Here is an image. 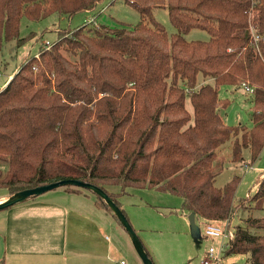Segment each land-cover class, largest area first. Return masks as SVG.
I'll use <instances>...</instances> for the list:
<instances>
[{"label": "trees", "instance_id": "trees-1", "mask_svg": "<svg viewBox=\"0 0 264 264\" xmlns=\"http://www.w3.org/2000/svg\"><path fill=\"white\" fill-rule=\"evenodd\" d=\"M101 1L0 0V49L34 36L20 37L23 17H72ZM131 4L141 16L136 24L69 26L9 74L0 87V188L10 195L76 178L102 187L121 207L129 188L170 192L203 223L229 220L234 237L224 256L264 264V215L254 213L264 208V171L251 213L235 226L236 208L249 209L237 194L242 175L216 184L230 163L251 166L264 147V0ZM157 5L167 7L175 33L154 17ZM193 28L210 39L188 40ZM221 86L250 94L251 126L225 121L221 110L231 100L220 96ZM96 203L120 222L98 194Z\"/></svg>", "mask_w": 264, "mask_h": 264}, {"label": "rangeland", "instance_id": "rangeland-1", "mask_svg": "<svg viewBox=\"0 0 264 264\" xmlns=\"http://www.w3.org/2000/svg\"><path fill=\"white\" fill-rule=\"evenodd\" d=\"M132 1L134 0H102L92 10L78 12L72 17H60L57 14H51L39 20L23 17L20 25V37H27L31 33H33L34 36L21 46L16 47V41H9L0 49V87L5 83L7 78H9V74H11L16 67H20L29 54H36L40 46L47 42H54L58 38L59 30L63 31L69 26L77 27L85 23L89 25L104 23L114 26L120 25L123 22L136 24L141 19V16L137 8L131 4ZM153 13L154 17L166 28L169 34L177 31V28L170 20L167 7L159 5L154 6ZM184 35L188 40L210 39L209 33L200 28H193ZM220 96L229 97L231 100L230 105L226 109L221 110L228 124L234 125L241 122L247 126H251V103L249 101V93L244 92L243 88L237 89L230 86H221ZM186 104L193 113V106L190 99H187ZM249 157L250 155L247 154L248 159ZM237 165L238 166L230 163L218 176L216 181L217 185H223L234 173H240L242 175L237 194L246 198L247 202L245 203L249 202V209L242 210L241 208H236L235 215H233L231 219L232 226L244 223L245 217L251 213L250 208H252V204L249 200L252 194L257 190L258 177L264 171V147L259 157L251 166H247L244 163H237ZM66 186L63 185L43 192L38 195L39 197L37 196V198L55 195L58 196L60 200L63 199L64 201L75 203L76 205L88 209L89 206L87 201L81 203L78 197H73L68 191L62 193ZM82 190L89 193L91 192L96 196V193L88 188H83ZM5 195H7V192L0 188V197H4ZM237 200L238 198L236 199V204L238 203ZM120 201H122V208L145 246L147 248L152 247L159 257L164 256L165 258H171L170 262L173 264L183 263V257L180 255L183 254L188 247L191 248L195 257L197 254L202 255L204 253L203 251L207 250L210 244L213 243L218 246L221 242V238L218 236L212 238L204 234L205 224L201 219H196V223L202 229L203 233L199 236L194 235L189 214L180 209L182 198L178 195L160 191L156 188H129L127 193L121 195ZM2 212L3 211H0V219L4 214ZM254 213L257 216H262L264 215V208L256 209ZM140 219L145 222H140ZM227 221L228 220L221 221L220 224L224 226ZM141 223L146 224L145 230L139 229V224ZM229 223L228 221V227H230ZM110 230H106V234L111 235L112 230ZM91 235L92 229H90V236ZM166 245L171 247L173 254H170L168 249L165 248ZM116 252L117 259L124 258L129 264H144L133 247V244L128 247L124 243L117 241ZM158 256L157 258L152 256L155 264H163L164 262H162ZM17 258L18 257L7 254L5 264H83V262L75 263V260L69 253H66L65 258L63 257L64 262H62V258H39V256L36 257L33 255L26 256V259L19 256V261ZM248 258L249 255L247 254H231L224 257L223 263L251 264ZM198 263L201 264L199 260Z\"/></svg>", "mask_w": 264, "mask_h": 264}, {"label": "crops", "instance_id": "crops-1", "mask_svg": "<svg viewBox=\"0 0 264 264\" xmlns=\"http://www.w3.org/2000/svg\"><path fill=\"white\" fill-rule=\"evenodd\" d=\"M65 191L78 197L81 203L87 201L89 208L60 200L55 195L39 199L36 195L0 209L4 213L0 219V264H5L7 254L18 257V261L19 256L26 259V256L33 255L39 258H62L64 262L66 253L72 255L75 263L120 264L122 260L126 261L124 258L117 259V241L128 247L132 242L118 219L96 203L95 194L85 190L69 191L66 188L62 193ZM7 196L0 197V201ZM120 202L122 205V201ZM145 228L146 224H139L140 230ZM106 230H110L112 234H106ZM200 230L202 232L201 228ZM165 248L173 254L170 246L166 245ZM148 250L157 258L158 254L152 247H148ZM206 251L194 257L191 248H186L180 255L183 257L182 264H199L198 260L202 264ZM159 258L163 264H173L169 257ZM126 263L129 264L127 261Z\"/></svg>", "mask_w": 264, "mask_h": 264}, {"label": "water", "instance_id": "water-1", "mask_svg": "<svg viewBox=\"0 0 264 264\" xmlns=\"http://www.w3.org/2000/svg\"><path fill=\"white\" fill-rule=\"evenodd\" d=\"M63 185H73L77 187H83L88 188L94 193L101 196L107 204L112 208L113 212L117 215L119 218L121 224L126 229L131 242L138 253L139 257L143 261L144 264H155L154 260L151 258V256L148 254L144 243L140 236L138 235L136 229L132 225L130 219L128 218L126 212L124 209L114 200L112 196H110L102 187L91 183L86 182L84 180L76 179V178H64L57 181L50 182L48 184H43L31 188H25L19 191H16L15 193H12L7 196V198L0 201V209L7 208L17 202L24 201L32 196L40 195L43 192H46L48 190L63 186ZM189 218L191 221L192 231L194 235L199 236L201 235V230L199 225L196 223V216L194 212L189 213Z\"/></svg>", "mask_w": 264, "mask_h": 264}, {"label": "built area", "instance_id": "built-area-1", "mask_svg": "<svg viewBox=\"0 0 264 264\" xmlns=\"http://www.w3.org/2000/svg\"><path fill=\"white\" fill-rule=\"evenodd\" d=\"M259 39L258 35H255V40ZM246 90L252 91L253 88L246 86ZM229 221V220H228ZM228 221L226 225L222 226L220 223L208 222L204 223V234L212 238L218 236L221 238V242L218 246L213 243L207 248L206 254L202 260V264H224V252L228 242L234 237V231L228 227ZM203 233V232H201ZM120 264H127L125 260H122Z\"/></svg>", "mask_w": 264, "mask_h": 264}]
</instances>
